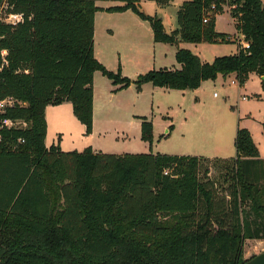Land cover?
<instances>
[{
  "label": "trees",
  "instance_id": "trees-1",
  "mask_svg": "<svg viewBox=\"0 0 264 264\" xmlns=\"http://www.w3.org/2000/svg\"><path fill=\"white\" fill-rule=\"evenodd\" d=\"M148 1L167 6L174 0ZM98 2L123 5L104 9ZM139 3L0 0V13L6 8L8 16L22 17L14 24L0 15V103L12 101L0 110V264H245V241H264V159L247 129L237 130L236 157L228 160L46 147L48 106L70 102L85 134H92L96 72L139 92L145 84L193 91L233 74L241 85L256 75L264 90L262 0H186L177 13L179 29L169 34ZM226 9L249 48L237 45L235 54L206 63L179 47L236 44L216 31ZM100 11H131L149 22L155 43L177 46L182 68L151 70L136 80L121 68L109 71L95 57ZM7 120L27 127L9 128ZM141 120V138L152 144L153 122ZM262 127L264 133V121ZM212 163L226 169V205L202 181Z\"/></svg>",
  "mask_w": 264,
  "mask_h": 264
},
{
  "label": "rangeland",
  "instance_id": "rangeland-1",
  "mask_svg": "<svg viewBox=\"0 0 264 264\" xmlns=\"http://www.w3.org/2000/svg\"><path fill=\"white\" fill-rule=\"evenodd\" d=\"M185 1L174 0L173 3L164 8L158 6L155 2L140 0L139 9L149 16L162 18L166 31L169 33L176 27L177 11ZM99 3L100 5L106 4V2ZM113 5H121V3L114 2ZM5 9L1 11L0 15L4 21L9 23L11 21L10 16L7 15ZM227 11L226 9L224 13L217 16V30L220 33L230 35L231 38L240 36ZM134 16L137 18L136 15ZM104 31V26H97L98 48L105 46V42L101 38ZM141 42L147 46L149 40L145 38ZM123 44V39L120 38L113 42L115 47ZM187 47L200 59L213 62L217 57L233 55L237 49V44L197 46L188 44ZM167 54L168 57L165 61L157 59L156 66L173 68L172 66L176 64V60H172L170 53ZM152 62L153 60H151L150 68H153ZM157 91L155 92L153 88H149L143 92L140 91L141 93L138 91L139 94H134V96L130 94L128 96L126 93L116 99L117 103L113 101L112 106H107V98L98 96L97 106L95 107L96 132L93 135L82 136V141L79 140L80 143L82 145L91 144L94 148H99L105 153L197 156L200 155L199 152H206L208 148L227 147L228 141L230 148L233 149V136L236 135L239 128L246 129L245 126L247 125L252 129L251 134H253L261 158L264 159V133L261 124L264 121V90L261 87L259 78L251 77L241 85L236 76L227 77L226 79L221 77L218 81L207 82L196 91H187L185 95H182L181 92L163 94V92ZM243 97L246 100H243ZM5 103L11 105L12 101ZM115 105L119 106L118 109L114 108ZM136 112H142V115L147 116L148 120L153 122L154 140L152 144L132 139L140 133L137 118L133 116ZM169 126H172L173 129L171 130ZM11 127L26 128L27 125L17 122ZM169 131L170 133H168ZM117 137L119 140L115 142L114 139ZM126 137H129V139L126 140ZM65 138V147L82 150L80 146L74 145L73 140ZM46 142L48 146L60 145L62 149L60 140H54L51 135H49ZM208 167L210 168L209 180L204 179L203 170L201 172L202 181L209 183L210 189L214 191V195L217 197L216 203L223 204L225 202L226 205L231 192L229 189L230 183L227 182L225 176L226 169L220 163H212ZM217 226L218 224L215 221L214 229H217ZM243 250V259L249 261L264 253V241H245Z\"/></svg>",
  "mask_w": 264,
  "mask_h": 264
},
{
  "label": "crops",
  "instance_id": "crops-1",
  "mask_svg": "<svg viewBox=\"0 0 264 264\" xmlns=\"http://www.w3.org/2000/svg\"><path fill=\"white\" fill-rule=\"evenodd\" d=\"M262 1L264 2V0ZM113 3L114 2H106L105 5H100V3L98 2L97 5L104 9L122 5V3L121 5H113ZM167 6H160V7L166 8ZM134 15L136 14H134L131 11H126L123 13H108L105 11H100L96 13L95 15V57L96 59L102 65H104L109 71L117 72L118 69L121 68L122 75L127 76L131 78L132 80H136L140 75H143L151 70H160V69L180 70L182 66L178 64L177 61L175 65L173 64L172 66L173 68H167L166 66H163V67L156 66L157 59H159L160 61H165L167 59L168 57L167 53L171 54L172 60L173 59L176 60L177 46H173L169 44H162V43H155L154 35H153L152 28L150 26V23L147 21H143L140 18L137 19L138 16L136 15L137 16L136 18ZM161 20L163 22L165 32L167 33L165 23L162 18ZM98 25L105 27V31L104 33H102V36H101L103 42H105V46L103 48L97 47V26ZM178 29L179 27L177 23L176 27L173 28V30H171V32L169 33H172L173 31H176ZM216 31L220 33L217 30V27H216ZM118 38L123 39L124 44L119 47H115L113 46V42L117 41ZM145 38L149 40L147 46H145L141 42V40L142 39L144 40ZM136 41H138V43H136ZM207 44L201 43V44H193V45L197 46V45H207ZM187 46H188V43L181 42L179 44L180 48L190 50ZM236 52H237V49L233 54H235ZM151 60H153L152 62L153 68H150ZM201 61L206 62V63H212V62H207L202 59ZM231 76H236V75L233 74L228 77H231ZM221 77L222 76H219L215 81H218ZM251 77H257V76L251 75L250 78ZM207 82L209 81L203 82L202 86L206 84ZM149 86H152V87H149ZM120 88L121 87L119 85H114L112 81H110L108 78L103 76L102 73L100 72L95 73L94 75V130L91 135H93L96 132L95 107L97 106L96 100L98 96H103L104 98H107L108 99L106 101L107 106L108 105L112 106L113 105L112 102L116 101V99L119 98L120 95L123 96L127 93L128 96L129 94L131 96H134V94H139L134 84H132L128 89H120ZM149 88H153L155 92H158L157 90H159V92H163V94H167V93L171 94V92H181L182 95H185V93L187 92V91H175V90L157 88V87H154L152 84H145L142 87L141 92ZM193 91H196V90H193ZM118 107H119L118 105L114 106V108H117V109ZM133 116L137 118L140 133H138L135 137H132V139L139 140L142 142L143 140L141 138V123H142L141 118H147V116L142 115V112H136V114L135 115L133 114ZM46 122H47L46 140L49 137V135L54 137V140L55 139L58 141L60 140V143L62 145L61 150L63 152H83L86 148H92L95 152L105 153L103 152V150L99 148H94V146L91 144L82 145L80 143V141H82V136L86 135L85 134L86 129L84 125H82L79 122V120L75 117L74 112H73V106L70 102H65L59 106H48L46 108ZM245 127L247 130H249L252 133V129L249 126L246 125ZM103 132L105 133V131ZM168 133H170V131ZM64 138L65 139L69 138V140L71 141L73 140L74 145L80 146V149L82 150H74V149L65 147ZM235 138H236V135L233 136V149L230 148V144L228 141L227 147L219 146V147H213L212 149L208 148L206 152L205 151L199 152L200 155H197L196 157H203L207 159L217 158V159H223V160L235 158L236 157ZM125 139L128 140L129 137H126ZM114 140L116 142L119 140V138L117 137ZM253 140H254V137H253ZM45 145L47 148L51 147L47 145L46 141H45ZM74 145H71V146H74ZM105 154L123 155V154H138V153H108L106 152ZM141 154H148V153H141ZM248 241H262V240H248Z\"/></svg>",
  "mask_w": 264,
  "mask_h": 264
},
{
  "label": "built area",
  "instance_id": "built-area-1",
  "mask_svg": "<svg viewBox=\"0 0 264 264\" xmlns=\"http://www.w3.org/2000/svg\"><path fill=\"white\" fill-rule=\"evenodd\" d=\"M215 6H212V10H215ZM22 19L21 16H17V15H12L10 16V22L9 23H17L19 22L20 20ZM205 22H207V20H205ZM241 36V35H240ZM240 36H235L234 38L232 37L231 39L236 41V44L238 46H240V48H249V44L245 42L243 36L240 37ZM234 84V82H233ZM246 98L243 97V100H245ZM0 106L2 107V109L6 106V103L5 102H2L0 103ZM17 122H14V121H10V120H7L4 122V125L11 128V126H14ZM165 175H168L169 174V171H165L164 172Z\"/></svg>",
  "mask_w": 264,
  "mask_h": 264
},
{
  "label": "water",
  "instance_id": "water-1",
  "mask_svg": "<svg viewBox=\"0 0 264 264\" xmlns=\"http://www.w3.org/2000/svg\"><path fill=\"white\" fill-rule=\"evenodd\" d=\"M245 264H264V253L252 258L251 260L245 262Z\"/></svg>",
  "mask_w": 264,
  "mask_h": 264
}]
</instances>
